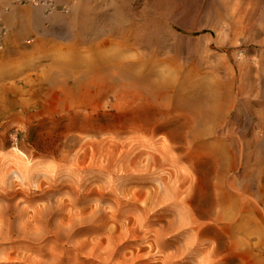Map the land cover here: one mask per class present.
I'll return each instance as SVG.
<instances>
[{
    "label": "rangeland",
    "instance_id": "rangeland-1",
    "mask_svg": "<svg viewBox=\"0 0 264 264\" xmlns=\"http://www.w3.org/2000/svg\"><path fill=\"white\" fill-rule=\"evenodd\" d=\"M59 1L41 15L13 4L27 13L16 19L0 4V166L16 148L39 167L0 196L49 190L17 202L30 217L102 190L70 214L106 208L126 227L78 237L89 244L76 256L53 239L24 243L29 255L264 264V0Z\"/></svg>",
    "mask_w": 264,
    "mask_h": 264
},
{
    "label": "bare ground",
    "instance_id": "bare-ground-1",
    "mask_svg": "<svg viewBox=\"0 0 264 264\" xmlns=\"http://www.w3.org/2000/svg\"><path fill=\"white\" fill-rule=\"evenodd\" d=\"M60 2L59 0H54V2H49L47 0L41 5H33L35 7L36 14L41 15L43 11L47 8H55L56 5ZM0 4H6L7 7L11 9L10 16L13 18H24L26 17L25 11H19V8L13 6V4H21L20 0H3ZM53 5V6H52ZM51 16H55L56 13H53ZM0 18H5V20L10 22V18H7L3 11L0 9ZM61 20H64V17H59ZM72 19L73 17H69ZM57 21L54 19V22ZM57 23V22H55ZM53 26L54 23L52 22ZM72 28V27H71ZM70 28V29H71ZM2 29H0L1 31ZM2 32V31H1ZM19 33L22 36L29 33V30L25 27L19 29ZM26 44H31V41L26 40ZM71 141H74L75 138H71ZM15 150L19 153L15 155L14 160L10 162L13 165L10 171L7 173V169L0 166V182L5 183L14 182L15 179L19 180L22 184L31 185L35 176L38 174L39 167L31 164L26 157V155L20 150ZM25 158L27 160H25ZM160 190L164 195L167 194L168 189L166 188L165 183L158 181ZM37 189L43 194L42 197L48 195L49 190L37 186ZM20 194L24 192H12L7 193V195L0 196L1 201L4 204V207L0 209V264H16L17 262L29 263V264H72V259L67 257L64 258L63 254H56L58 246L55 248H49L47 252L43 253L38 251L35 253V256L32 258V255H29V252L34 251L27 247L24 243H35L40 244L47 239H53L55 243H65L70 246L69 250L76 254L81 253L86 246L88 247V240L78 241V237H82L87 234H107L108 240H113V231L114 228L107 229L109 222H113L115 229L123 230L125 229V224L121 220L123 215H115L111 213L108 215L107 209H94L93 214L89 217L83 216L76 218V215H71L68 207L73 209L77 205L89 204V201L93 198L97 202H104L105 193L102 190L91 189L88 195H83L82 197L75 199L59 200L58 203L54 206H49L46 208L35 209L32 216L25 214V210L20 209L17 211L15 205L18 201L23 200L24 203L30 204L35 199L24 197L20 198ZM113 201L117 206H122L123 203L116 197H112ZM85 208L82 210V213L85 212ZM110 210V209H109ZM18 213V215H17ZM67 215L68 223H64L62 220ZM125 219V217L123 218ZM20 243V244H17ZM21 257H18L19 252ZM96 249H93L94 254ZM77 252V253H76ZM115 253V251H113ZM91 255V254H90ZM16 256V257H15ZM112 252L109 254L105 262L113 259ZM17 261V262H15ZM121 264H126L124 258L120 262Z\"/></svg>",
    "mask_w": 264,
    "mask_h": 264
},
{
    "label": "built area",
    "instance_id": "built-area-1",
    "mask_svg": "<svg viewBox=\"0 0 264 264\" xmlns=\"http://www.w3.org/2000/svg\"><path fill=\"white\" fill-rule=\"evenodd\" d=\"M47 0H20L21 4H33V5H41ZM49 2H54V0H49ZM53 6V5H52Z\"/></svg>",
    "mask_w": 264,
    "mask_h": 264
}]
</instances>
